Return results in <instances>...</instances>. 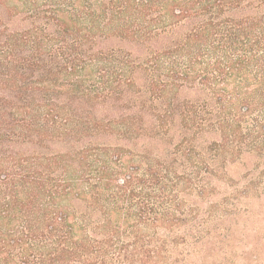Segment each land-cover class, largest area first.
Segmentation results:
<instances>
[{
    "label": "trees",
    "instance_id": "1",
    "mask_svg": "<svg viewBox=\"0 0 264 264\" xmlns=\"http://www.w3.org/2000/svg\"><path fill=\"white\" fill-rule=\"evenodd\" d=\"M234 163L246 198L264 0H0V264H187Z\"/></svg>",
    "mask_w": 264,
    "mask_h": 264
},
{
    "label": "rangeland",
    "instance_id": "2",
    "mask_svg": "<svg viewBox=\"0 0 264 264\" xmlns=\"http://www.w3.org/2000/svg\"><path fill=\"white\" fill-rule=\"evenodd\" d=\"M227 169L230 181L220 183L213 196L195 197L193 201L192 206L205 213L210 203L225 202L229 195L234 197L226 201L224 209L218 213L225 214V218L203 229L201 243H193L195 232L188 230L186 254L191 258L187 256V264H264V164L255 172L256 178L263 177V181L255 186L256 190L249 191L246 198L240 197L244 185L249 184L242 163L227 165Z\"/></svg>",
    "mask_w": 264,
    "mask_h": 264
}]
</instances>
